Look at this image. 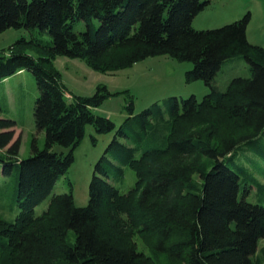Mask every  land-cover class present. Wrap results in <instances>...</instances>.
<instances>
[{
    "label": "trees",
    "instance_id": "16d2710c",
    "mask_svg": "<svg viewBox=\"0 0 264 264\" xmlns=\"http://www.w3.org/2000/svg\"><path fill=\"white\" fill-rule=\"evenodd\" d=\"M210 1L0 0V32L23 27L49 36L45 41L20 37L0 49V82L21 70L34 76V124L45 134L44 147L34 137L31 154L19 161L20 212L13 221L0 218V264H157V259L160 264H260L264 259V245L258 250L264 205L245 198L253 184L263 186L235 161L241 145L264 160V47L248 41L250 12L220 27L193 28V18ZM76 21L84 30L73 29ZM160 54L190 61L186 79L203 80L210 92L201 100L169 96L135 115L130 101L129 116L117 130L129 141L114 137L107 148L119 164L106 154L96 162L88 203L76 206L70 191L54 195L35 215L34 207L72 164L86 125L97 133L115 126L93 112L110 94L106 87L68 99L55 56L81 58L96 70L114 72ZM239 56L251 76L235 77L219 90L212 83L215 75L226 59ZM15 126V120L0 117L7 173L21 145ZM54 144L67 151L52 150ZM123 166L136 173L125 193L110 181L123 176ZM135 234L151 237L153 255L139 249Z\"/></svg>",
    "mask_w": 264,
    "mask_h": 264
},
{
    "label": "rangeland",
    "instance_id": "374dc122",
    "mask_svg": "<svg viewBox=\"0 0 264 264\" xmlns=\"http://www.w3.org/2000/svg\"><path fill=\"white\" fill-rule=\"evenodd\" d=\"M247 12H250L251 16L246 28L248 41L264 47V0H211L209 5L193 18L192 26L198 30L220 27L233 22ZM73 29L84 30V23L76 21ZM33 36L40 37L44 41L49 39L46 33H39L36 29L29 31L23 27L8 28L0 32V49L7 48L20 37ZM26 50L34 56L38 55L35 48L26 47ZM53 64L60 72L68 99L70 94L91 96L98 86L106 87L110 94L93 109V112L108 117L115 126L108 132L97 133L93 125H86L84 135L74 149L72 164L64 174L60 175L46 198L34 207L35 215L45 210L54 195L70 191L76 206H84L88 203L89 183L96 162L103 154H106L114 164H119L107 148L114 137L123 143L129 141L118 135L117 130L129 116L127 106L130 101L133 102L132 113L135 115L153 103L162 105L169 96L186 98L195 95L198 100H201L210 92V88L203 80L186 79V72L192 68L190 61H181L168 54L149 56L135 62L132 66L114 72L96 70L88 66L81 58L65 55H56ZM250 76L249 64L239 56L226 59L212 83L219 90L224 91L233 78ZM37 96L35 78L26 70L0 85L2 107L0 117L15 120L14 137H21L17 160L9 173L2 171L6 161V149L0 148V218L8 221H13L20 212L16 202L19 161L31 154V143L34 137L39 147H44L45 134L43 131L37 132L33 118V106ZM52 150L66 152L67 148L54 144ZM235 161L263 186L259 188L258 185L253 184L245 196L246 200L264 205V160L248 150L245 145H241L237 150ZM240 175L243 176L241 173ZM110 181L120 192L125 193L134 185L136 173L129 166H123V176L110 177ZM134 238L139 249L148 255H153L151 237L135 234ZM67 240L71 244L74 243L75 233L72 229L68 230ZM263 245L264 238H261L258 240V250ZM156 263L160 264L159 259ZM55 264L68 263L58 261ZM260 264H264V259H261Z\"/></svg>",
    "mask_w": 264,
    "mask_h": 264
},
{
    "label": "crops",
    "instance_id": "0c3cea01",
    "mask_svg": "<svg viewBox=\"0 0 264 264\" xmlns=\"http://www.w3.org/2000/svg\"><path fill=\"white\" fill-rule=\"evenodd\" d=\"M24 72L25 71L21 70V71L17 72L16 74H21V73H24ZM16 74H14V75H16ZM14 75H12L11 77H13ZM11 77L4 79L2 82H0V85L5 83V82H8L11 79Z\"/></svg>",
    "mask_w": 264,
    "mask_h": 264
}]
</instances>
